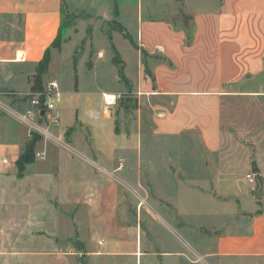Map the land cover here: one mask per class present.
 <instances>
[{
	"label": "crops",
	"instance_id": "obj_1",
	"mask_svg": "<svg viewBox=\"0 0 264 264\" xmlns=\"http://www.w3.org/2000/svg\"><path fill=\"white\" fill-rule=\"evenodd\" d=\"M63 1L0 0V94H7L6 100L30 92L36 67L62 27ZM218 4L215 10L192 12L187 26L168 20L144 21L138 39L148 55L160 58L151 62L150 74L141 70L137 75L134 97L139 132L145 128L157 138L188 137L198 142L201 152H175L192 159V172L207 175L206 180L179 182L190 194L189 200L197 197L200 205L184 202L182 192L174 198L156 187L158 198L173 206L170 215L152 205L148 195H140L141 168L144 164L151 168L152 163L146 162L135 134L118 132L113 104L105 101V96L118 98V82L114 89L107 88L97 73H91L97 91L83 90L79 76L77 91L63 89L61 121L49 127L52 138L37 143L35 152L42 157L27 168L32 177L16 182V194L23 196L30 190L21 199L17 196V201L25 206L23 211L29 209L33 224L52 220L55 209L63 214L70 209L78 220L89 222L93 239L88 264H161L164 257L178 258L164 264H183L184 259L185 264H204L216 257L264 258V209L243 208L240 179L241 174L246 176L251 192L258 189L262 196L258 200L253 194L256 202L264 205V0H219ZM30 131L22 138L13 133L16 137L10 139L7 135L12 131L7 129L5 141L0 142L1 184L9 185L8 175L18 176L16 163ZM165 167L167 172L174 167L184 171L174 164ZM248 176L254 177V184ZM126 194L141 205L136 208L139 218L143 213L164 222L207 218L225 223L219 231L212 226L217 232L215 244L205 253L175 236L168 237L173 248H167L176 251H151L142 242L144 231L120 224L130 215L122 200ZM144 205L150 206L146 214ZM20 232L18 236L29 234L30 242L38 241L32 238V229ZM41 237L47 241L53 234ZM51 238V246L45 249L14 248L10 257L17 264H73L74 256L56 253ZM3 250L0 254H5Z\"/></svg>",
	"mask_w": 264,
	"mask_h": 264
},
{
	"label": "rangeland",
	"instance_id": "obj_2",
	"mask_svg": "<svg viewBox=\"0 0 264 264\" xmlns=\"http://www.w3.org/2000/svg\"><path fill=\"white\" fill-rule=\"evenodd\" d=\"M218 1L64 0L66 9L63 13V22L59 33L60 47L51 49L49 71L44 77V85L52 81L59 83L62 98L63 89L78 90V76L83 90L84 88L92 91L96 89L97 84L91 73H97L99 82L102 83L101 85H107V88L112 86L114 89L115 83L118 82L116 84L119 96L115 99L112 106L113 115L117 121L118 132L128 135L135 134L138 141L137 145L142 148L144 158L147 159L146 162L150 161L153 166L151 168L146 164L142 166L141 173L139 174L141 182V187L138 188L139 193L142 196L148 195L151 204L153 203L155 206L161 207L162 210L168 213L175 210L172 205H166L163 199L158 198L157 188L162 190L164 194L168 193L172 197L182 192L184 202H193L195 206H198L202 201L198 200L197 197H191L189 200L188 196L190 194L179 185V182L181 180L186 184L197 178L199 180H206L207 175L201 171L199 174L192 172L194 170H192V165L194 164L192 159L189 156L175 152L182 149H197L201 152V147L198 146V142L195 139L188 137L181 140L157 138L151 132L145 130V128H142L141 133L139 132L138 99L134 97V92L137 91V75L141 70H145L146 73L150 74L152 68L151 62H158L160 60L158 55L150 56L142 49V46L138 45L140 24L144 21L168 20L177 24L183 23L187 26L190 23L192 12L195 10H215L219 6ZM127 35L130 36L131 41L126 38ZM112 47L117 50L118 54L115 53ZM100 54L104 55V57L102 56V60H98ZM113 59H116L121 64H114ZM120 69H123V80L119 72ZM96 70L97 72H95ZM79 98L80 96L76 100L78 101ZM96 98L103 104L105 103L101 95H97ZM0 115V142L5 141L7 129L12 131V134L7 135L10 139H15L16 136L13 133H17V137L22 138L26 135L28 129L31 130L29 126L21 123L16 117L12 115H8L7 117L3 110H0ZM29 118L34 119L32 115ZM243 145L247 148L245 142ZM250 150L252 152V148ZM151 153L154 157L150 156L152 155ZM77 159L80 161L79 157ZM170 164L183 166L184 171L177 172L179 170L175 167L172 172L165 171L168 170V167L165 166H169ZM202 164L203 160L200 159V167ZM26 171L21 176L19 173L18 176L8 175L10 177L8 179L9 185H6V183L1 184L2 179H0V248L6 249L3 250L5 254H0V264L18 263L12 259L14 256L10 257V253L15 251L14 248H30L32 245L33 249L39 248L42 250L45 247L51 246V237L47 241L41 237L46 232L53 234L51 239L54 241L56 253L61 256H74L71 257L74 262L73 264H88V254L90 253V244L93 239L88 228L89 222L78 220L76 218L78 215H73L74 211H70V209L65 214H63V211L55 209L52 220H43L33 224V221L30 220L29 209L23 211L25 206L20 201H17V196L21 199V197L27 195V192L29 195L30 190H25L23 196L20 193L16 194V182H20L22 179L28 180L32 177ZM174 176H177L179 179H176ZM240 179L243 208L250 211H256L258 207L264 209V205L258 204L257 200L253 197V194H256L258 189L251 192V188L246 183V176L241 174ZM165 197L171 198L170 196ZM132 199L135 202L138 201L134 195H132ZM122 200L124 207L130 212V215L120 219V224L134 226L144 231L142 242L147 244L151 248V251L158 253L176 251L167 248H173L168 238L169 236L171 238L175 236L180 240H186L187 243L194 246L201 253H205L207 250H211L215 244L217 232L213 231L212 226H215V229L219 231L225 223L208 220L207 218L182 220L168 217L170 220L167 221L170 223L168 224L159 218H153L152 220L143 213L139 218L136 215V208L141 205L132 203L127 194ZM153 200H157L161 204L156 205ZM141 208L142 212L145 213V210L149 211L150 206L144 205ZM169 214L172 215V213ZM171 227L173 228L172 230H170ZM28 229H32V234L35 235L32 238L38 239V241L30 242V236H27L29 234L26 237L18 236L21 233L20 231H27ZM18 240L23 241L17 242ZM190 255L192 258L197 259L192 250H190ZM167 259L176 260L178 258L164 257L160 259L162 260L161 264H164L163 262ZM156 261L158 262L159 259L157 258ZM185 262L184 259L183 264ZM205 263L264 264V258L216 257L205 260Z\"/></svg>",
	"mask_w": 264,
	"mask_h": 264
},
{
	"label": "built area",
	"instance_id": "obj_3",
	"mask_svg": "<svg viewBox=\"0 0 264 264\" xmlns=\"http://www.w3.org/2000/svg\"><path fill=\"white\" fill-rule=\"evenodd\" d=\"M7 96V94H0V110L27 124L31 131L36 132L43 139L49 140L52 138L49 127L51 125H58L62 119L60 107L62 92L57 82H49L42 92L23 94L20 98H17L20 102L15 105H13L14 99L11 102L6 100ZM17 104L21 106L18 107ZM20 108H25V110H21ZM43 112L44 115H42ZM31 114L34 119L29 118ZM38 157H42V154L36 153V158ZM247 178L251 184L255 183L253 176H248Z\"/></svg>",
	"mask_w": 264,
	"mask_h": 264
},
{
	"label": "trees",
	"instance_id": "obj_4",
	"mask_svg": "<svg viewBox=\"0 0 264 264\" xmlns=\"http://www.w3.org/2000/svg\"><path fill=\"white\" fill-rule=\"evenodd\" d=\"M66 9V4L63 1V13ZM124 31V30H122ZM60 33V32H59ZM124 33V32H123ZM130 36H126V38H129ZM111 40V38H110ZM131 41V40H130ZM60 44H59V34L57 36V38L54 40V42L51 45V48L46 52L44 58L42 59V61L38 64V66L36 67L35 70V75L32 79V86L30 89V92H42L44 89V77L45 75L48 73L49 71V67H50V54H51V49L53 48H59ZM115 51V53H117V50L112 47ZM118 54V53H117ZM113 63L114 64H121L119 62H117L116 59H113ZM120 74H121V79H124V74H123V69H120ZM20 100L19 99H14L13 101V105H15L16 103H19ZM23 103V102H22ZM42 140V137L37 134L34 131H31L29 134V138L26 142H24L21 146V150H20V155L19 158L17 160V168H18V173L20 174V176L26 171V169L35 163L36 160V146L37 143ZM253 165H255V162L253 163ZM256 168L254 167V172H256Z\"/></svg>",
	"mask_w": 264,
	"mask_h": 264
},
{
	"label": "bare ground",
	"instance_id": "obj_5",
	"mask_svg": "<svg viewBox=\"0 0 264 264\" xmlns=\"http://www.w3.org/2000/svg\"><path fill=\"white\" fill-rule=\"evenodd\" d=\"M105 101L109 104H113L115 101V97L112 96H105Z\"/></svg>",
	"mask_w": 264,
	"mask_h": 264
},
{
	"label": "water",
	"instance_id": "obj_6",
	"mask_svg": "<svg viewBox=\"0 0 264 264\" xmlns=\"http://www.w3.org/2000/svg\"><path fill=\"white\" fill-rule=\"evenodd\" d=\"M42 115H44V112L42 113ZM256 198H257L258 200H260V199L262 198V196H261L260 192H259V193H257V195H256Z\"/></svg>",
	"mask_w": 264,
	"mask_h": 264
}]
</instances>
